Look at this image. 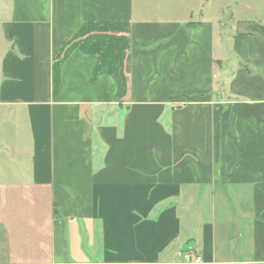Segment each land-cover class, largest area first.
Segmentation results:
<instances>
[{
  "label": "crops",
  "instance_id": "1",
  "mask_svg": "<svg viewBox=\"0 0 264 264\" xmlns=\"http://www.w3.org/2000/svg\"><path fill=\"white\" fill-rule=\"evenodd\" d=\"M0 264H264V0H0Z\"/></svg>",
  "mask_w": 264,
  "mask_h": 264
},
{
  "label": "built area",
  "instance_id": "2",
  "mask_svg": "<svg viewBox=\"0 0 264 264\" xmlns=\"http://www.w3.org/2000/svg\"><path fill=\"white\" fill-rule=\"evenodd\" d=\"M194 262L201 263L202 259L200 257H196V255H193Z\"/></svg>",
  "mask_w": 264,
  "mask_h": 264
},
{
  "label": "rangeland",
  "instance_id": "3",
  "mask_svg": "<svg viewBox=\"0 0 264 264\" xmlns=\"http://www.w3.org/2000/svg\"><path fill=\"white\" fill-rule=\"evenodd\" d=\"M222 25L225 26V27L229 26V21H227V20L224 21V22L222 23Z\"/></svg>",
  "mask_w": 264,
  "mask_h": 264
}]
</instances>
